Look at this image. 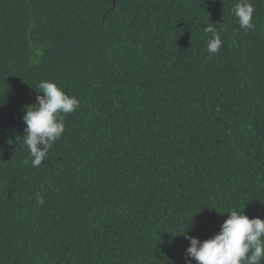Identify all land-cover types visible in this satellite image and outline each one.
Wrapping results in <instances>:
<instances>
[{
	"label": "trees",
	"instance_id": "16d2710c",
	"mask_svg": "<svg viewBox=\"0 0 264 264\" xmlns=\"http://www.w3.org/2000/svg\"><path fill=\"white\" fill-rule=\"evenodd\" d=\"M0 264H264V0H0Z\"/></svg>",
	"mask_w": 264,
	"mask_h": 264
}]
</instances>
